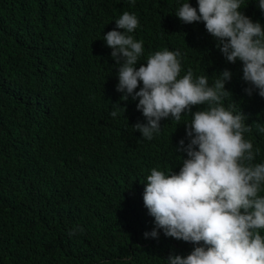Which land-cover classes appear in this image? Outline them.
<instances>
[{
	"label": "trees",
	"instance_id": "1",
	"mask_svg": "<svg viewBox=\"0 0 264 264\" xmlns=\"http://www.w3.org/2000/svg\"><path fill=\"white\" fill-rule=\"evenodd\" d=\"M182 2L0 0V264H166L170 253L192 250L191 243L162 231L158 239L144 238L147 219L137 196L82 198V165H104L108 178L92 181H106L108 190L141 185L157 165L176 169L181 160L174 148L181 139L188 142L183 123L190 115L162 120L150 141L132 130L144 118L136 101L118 97L117 66L103 41L123 12L138 19L131 34L143 42L138 63L176 48L184 53L185 69L208 76L210 84L225 65H234L215 48L203 23L183 24L175 16ZM190 3L196 7V0ZM245 6L244 15L264 25L255 0ZM198 51L211 69L199 68ZM226 89L231 96L223 105L246 117L251 131L245 138L259 149L254 163L264 161V134L256 128L264 125V108L250 105L257 96L247 95L234 77ZM114 104L115 118L109 115ZM46 165L66 174L55 179L68 181L61 195L29 191V183L46 176ZM77 226L83 231L69 236ZM153 227L150 216L146 232Z\"/></svg>",
	"mask_w": 264,
	"mask_h": 264
},
{
	"label": "clouds",
	"instance_id": "2",
	"mask_svg": "<svg viewBox=\"0 0 264 264\" xmlns=\"http://www.w3.org/2000/svg\"><path fill=\"white\" fill-rule=\"evenodd\" d=\"M255 4L264 14V0ZM246 6L245 0H196L193 7L190 0H183L174 12L183 24L203 23L215 48L234 64L215 73L211 84L208 76L185 69L184 53L176 48L156 51L138 63L143 42L131 35L138 19L128 11L115 20V29L103 34L117 66L115 91L122 101H136L144 118L132 130L150 141L160 133L162 120L178 122L182 115H190L183 123L188 142L185 145L181 139L174 148L181 160L176 169L157 165L141 185L108 190L106 181H92L96 176L108 178L104 165H82V198L137 196L147 219L144 238L158 239L162 231L193 245L185 256L170 253L166 264H264V161L254 163L259 149L245 138L251 131L246 117L222 103L231 96L226 84L233 87L234 77L247 95L257 96L250 105L264 108V25L244 15L241 10ZM199 53V68L211 69ZM116 105L109 113L113 118ZM193 106L203 108L192 111ZM118 107L124 113L125 108ZM256 128L264 134V125ZM45 171L37 185L28 184L29 191L37 196L61 195L68 181L55 179L66 174L55 165H46ZM150 216L154 227L146 232ZM78 231L83 229L77 226L69 236Z\"/></svg>",
	"mask_w": 264,
	"mask_h": 264
}]
</instances>
